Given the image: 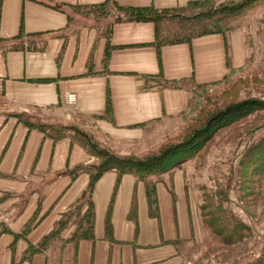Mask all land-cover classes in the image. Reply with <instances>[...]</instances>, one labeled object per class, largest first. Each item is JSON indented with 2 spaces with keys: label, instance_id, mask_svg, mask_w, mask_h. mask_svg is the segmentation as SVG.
<instances>
[{
  "label": "crops",
  "instance_id": "obj_1",
  "mask_svg": "<svg viewBox=\"0 0 264 264\" xmlns=\"http://www.w3.org/2000/svg\"><path fill=\"white\" fill-rule=\"evenodd\" d=\"M105 1L0 0V83L11 103L0 114V264H194L207 245L222 242L206 225L211 203L224 221L217 226L230 237L223 242L241 250L230 262L255 263L264 254V225L257 226L244 203L242 219L231 222L220 198L212 195L207 206L205 200L226 186L223 208L235 195L242 203L243 155L264 137V124L232 144L210 147L200 164L187 160L145 179L108 167L89 189L98 154L76 129L57 137L34 122L68 123L118 157L151 153L200 113V91L222 83L231 68L261 60L264 31L250 20L264 18V4L246 9L225 33L158 52L152 22L125 20L116 11L96 18L81 9ZM110 1L161 11L201 0ZM31 34H39L31 40L43 50L27 49ZM254 37L261 49L254 50ZM66 92L77 95L68 108ZM121 149L129 153L119 155ZM229 207L240 208L235 201Z\"/></svg>",
  "mask_w": 264,
  "mask_h": 264
},
{
  "label": "rangeland",
  "instance_id": "obj_2",
  "mask_svg": "<svg viewBox=\"0 0 264 264\" xmlns=\"http://www.w3.org/2000/svg\"><path fill=\"white\" fill-rule=\"evenodd\" d=\"M244 0H214V2L211 4V6L206 9L209 10V13H203L205 11H202L201 13H196V15L200 14L199 18L197 17L196 20L190 21L191 23L197 24L200 22H205L206 20L210 19V17H218L220 16V11L218 9L227 8L225 6H237L240 5ZM260 4H252L247 6V10L251 7L255 8L254 10H258ZM79 7H75L74 9H78ZM245 9V10H246ZM245 10L240 13L237 16H230V12H227V16L225 17L231 18L229 21L230 28L231 29L232 23L241 19ZM117 12V10H115ZM188 10L183 11H172L170 15L163 14V15H157L160 18L166 19V17L171 18L172 21H177V18L180 22H186L184 19H182L183 16L189 17L193 16V10L189 12ZM174 14V15H173ZM251 14V13H250ZM84 15V14H82ZM175 16V17H174ZM178 16V17H177ZM206 16V17H202ZM94 17V15H93ZM96 17V16H95ZM177 17V18H176ZM252 20H250V26L251 27H258L259 31H264V18H260L259 15H252ZM191 20V19H189ZM199 28V27H196ZM263 33V32H262ZM255 38L254 50L259 47L262 48V40L261 38ZM5 43H3L4 45ZM255 52V51H254ZM260 61H254L253 65L249 66L245 69H239L232 70L230 69V72L227 74L225 79L222 83L217 84V86H213L211 88L207 87L200 91L198 93L199 99V107L196 112H200L197 116L193 118L192 122H189L188 125H185L181 127L179 130L175 132L173 136L170 138H167L161 142L160 145H157L154 147L153 151L151 153H147L142 157L136 156L137 159L143 160L146 158H154L156 156H159L162 151L167 149L168 147L172 146L173 144L180 143L181 141L185 140L186 136H188L191 131L193 133L194 130L204 128V126L207 124L208 119L212 117L216 112H219L223 110L225 107L238 102L240 100L245 99H255V100H261L264 101V56L263 53L260 55ZM4 89L0 83V114H3V112H6L8 108H11V103L6 99ZM67 93V92H66ZM65 93V94H66ZM70 93V92H69ZM74 93V92H73ZM64 94V95H65ZM76 94V93H75ZM64 95L62 97L63 104L66 108L69 105L66 102V99L64 98ZM36 124H39L37 122H34ZM264 124V109H258L253 111L252 113H249L248 115L238 118L230 123H226L222 127L215 130V132L212 134L211 138L202 145V148L200 149V152L197 154V156L193 159H183L181 161H178L179 164L181 162H185L187 160H195L197 162L202 163V160L204 157L209 153L208 150L210 147H212V150L215 149L218 145H229L234 142H236L241 136H243L246 133H249L254 128L259 129ZM52 125V124H51ZM61 127H55L57 131H63L64 133L57 137H65L67 136L71 131H77L78 138L84 139L90 138L92 140V137L90 134L85 133L84 131L76 128L75 126L68 125L67 124H59ZM51 127V126H50ZM93 141V140H92ZM259 140H257L258 142ZM257 142H255L253 145H255ZM248 148H246L245 152ZM119 155H127L128 150L121 149L118 151ZM140 151H132L130 150V153L134 154H140ZM112 154V153H111ZM115 155V154H113ZM172 155V154H170ZM167 155V156H170ZM116 156V155H115ZM126 157V156H124ZM170 158V157H168ZM178 165V164H177ZM176 166V165H175ZM240 176L242 179V192L239 193V199L242 201L238 202V199L233 196L231 199H228V201L225 202L224 206L227 207L228 210L223 208V200L226 196H228L230 193V188L226 189V186L224 188L216 189L213 193L208 194L205 205L207 206V202L209 200L213 199V196H216L221 199L222 204H219V208L222 209L223 213L225 212L226 215L229 213V211L232 213V218L230 221L234 222V217L242 219L243 216V208L242 204L244 203L245 206L251 211L252 214L255 215L256 220L254 219V222H257V226L262 223L264 225V197L261 196L260 191L261 188L257 185L252 184L249 178V173L247 171H244L243 168L240 169ZM262 186V185H261ZM259 194V195H258ZM213 195V196H212ZM230 197V196H229ZM244 199V202H243ZM233 201H235L240 208L233 209L232 207H229V203L233 204ZM228 202V203H227ZM214 203H211L210 206H207L204 210V214L207 217V224L210 228H212L214 231L218 232L221 235V241H217L216 244H210L205 247L204 253L199 256L194 264H232L230 260L234 258V256H237L240 254L241 250L236 244H225L223 241H228L230 239L229 234L225 232V229L219 228L217 225H222L224 221L217 220L216 218L219 217V213L214 217V214L217 211H214L216 207L213 206ZM243 210V211H242ZM227 216L225 220H227ZM242 222V221H241Z\"/></svg>",
  "mask_w": 264,
  "mask_h": 264
},
{
  "label": "trees",
  "instance_id": "obj_3",
  "mask_svg": "<svg viewBox=\"0 0 264 264\" xmlns=\"http://www.w3.org/2000/svg\"><path fill=\"white\" fill-rule=\"evenodd\" d=\"M213 2L214 0H201L190 4L187 8L177 10L183 11L190 9L189 12L193 10V16L182 17V19H184V21L186 22H180L177 18L178 16L176 17L177 21H172L171 18H169L173 16L166 17V19L157 16L163 14L170 15L171 13L169 12L176 10L157 11L152 8L122 7L115 5V3L110 0H106L102 4L93 5L91 7L81 9H87L86 11L91 12L94 17L96 16V18L109 16L112 11L117 10V12L123 14V18L125 20L152 22L155 26L156 46L158 52H160V47L165 44L189 42L194 37L206 34L225 33L230 28L229 21L231 20V18L225 17V15L227 16V14L225 13L230 12L232 13L230 14V16H237L242 13L249 5L264 4V0H244L242 3H240V5L234 7L225 6L227 8L218 9L219 11L222 10L219 12L220 16L218 17L212 18L211 16L210 19L206 20L205 22H200L197 24L190 22L192 20H196L197 17L199 18L200 14L196 15V13L198 12L201 13L202 11H205L203 13H209V10L206 9H208ZM52 6L54 8L63 10L62 6L60 5ZM104 34H106V32ZM38 36L39 34L29 35L28 43L26 46L28 50H43L44 47L42 45H36L34 41L31 40L35 37L37 38ZM12 47L14 49H19L23 48V45L16 44ZM258 109H264V101L245 99L235 102L225 107L223 110L216 112L212 117L208 119V122L204 126V128L194 130L193 133L191 131V133L186 136L188 138H186L185 140L168 147L167 149L162 151L159 156H156L154 158L150 157L143 160L115 156L111 153L97 148L92 140L86 137L83 142L88 145L93 151H95L101 158L100 164L95 167L96 173L90 178L89 189L92 188L99 174L108 167H116L120 173L130 172L139 179H145L147 177V174L149 173L165 171L179 164L178 161H181L183 159H193L194 156L196 157L200 152L202 145H204L211 138L216 129L222 127L226 123H230L238 118H242ZM35 126L51 136H54V134L60 136L65 132L64 129L63 131H57V129L55 128H63L62 126L46 124H36ZM75 133L77 134V131H75ZM243 163V170L247 172L250 170L251 186L252 184L257 185V187L259 186V188H261L260 194L262 197H264V137H262L255 145H252L247 149V151L243 155ZM153 192L154 187L149 186L148 197L149 204L151 206L155 203V199L152 196ZM253 264H264V254Z\"/></svg>",
  "mask_w": 264,
  "mask_h": 264
},
{
  "label": "built area",
  "instance_id": "obj_4",
  "mask_svg": "<svg viewBox=\"0 0 264 264\" xmlns=\"http://www.w3.org/2000/svg\"><path fill=\"white\" fill-rule=\"evenodd\" d=\"M64 98L66 99V102L69 104V105H73L76 103L77 101V95L73 92H67L65 95H64Z\"/></svg>",
  "mask_w": 264,
  "mask_h": 264
}]
</instances>
